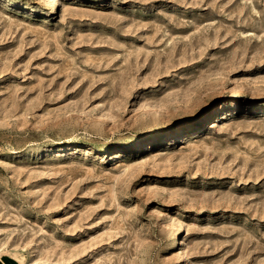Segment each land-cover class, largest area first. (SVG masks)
I'll use <instances>...</instances> for the list:
<instances>
[{
  "label": "rangeland",
  "instance_id": "374dc122",
  "mask_svg": "<svg viewBox=\"0 0 264 264\" xmlns=\"http://www.w3.org/2000/svg\"><path fill=\"white\" fill-rule=\"evenodd\" d=\"M0 262L264 264V0H0Z\"/></svg>",
  "mask_w": 264,
  "mask_h": 264
},
{
  "label": "bare ground",
  "instance_id": "6f19581e",
  "mask_svg": "<svg viewBox=\"0 0 264 264\" xmlns=\"http://www.w3.org/2000/svg\"><path fill=\"white\" fill-rule=\"evenodd\" d=\"M162 132H158V133H149V134H146L144 135V140L145 141H150V140H156L158 138H160L162 136ZM63 148V147H62ZM65 151H67V147L64 148ZM174 239L173 241L170 243V247H174L178 244L179 242V236L178 234L176 233L175 235H173Z\"/></svg>",
  "mask_w": 264,
  "mask_h": 264
},
{
  "label": "crops",
  "instance_id": "0c3cea01",
  "mask_svg": "<svg viewBox=\"0 0 264 264\" xmlns=\"http://www.w3.org/2000/svg\"><path fill=\"white\" fill-rule=\"evenodd\" d=\"M0 264H4V263L0 262Z\"/></svg>",
  "mask_w": 264,
  "mask_h": 264
}]
</instances>
